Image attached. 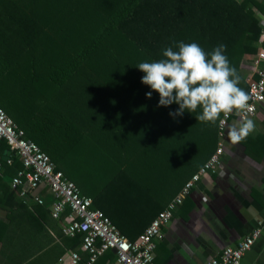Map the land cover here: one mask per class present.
Listing matches in <instances>:
<instances>
[{
	"label": "trees",
	"instance_id": "trees-1",
	"mask_svg": "<svg viewBox=\"0 0 264 264\" xmlns=\"http://www.w3.org/2000/svg\"><path fill=\"white\" fill-rule=\"evenodd\" d=\"M261 13L264 0H0V107L136 241L219 143V121H198L199 108L170 115L179 105L160 106L137 66L181 41L208 54L224 45L249 96L241 64L260 51ZM8 149L0 162L12 177L23 164L13 154L8 165ZM172 176L179 185L166 192ZM1 189L0 264H60L81 252L82 237H66L48 207Z\"/></svg>",
	"mask_w": 264,
	"mask_h": 264
},
{
	"label": "built area",
	"instance_id": "built-area-1",
	"mask_svg": "<svg viewBox=\"0 0 264 264\" xmlns=\"http://www.w3.org/2000/svg\"><path fill=\"white\" fill-rule=\"evenodd\" d=\"M260 51L253 58V72L249 83L248 109L244 117L255 120L260 107L264 104V18L261 20ZM237 117L234 113L225 120L224 127L219 125V143L216 152L208 162L186 184L182 192L161 212L136 241L128 240L113 224L105 213L94 208L91 197L82 195L79 187L69 180L34 141L26 137L23 129L0 107V151L6 143L11 151L21 160L23 168L12 177L4 173L0 162V197L1 186L8 183L12 189L20 190V197L27 205L38 204L50 209L53 219L62 223L66 237H82L81 252L73 251L67 258H61L60 264H96L109 252L115 259L111 264H154V256L159 240L164 235L174 217L178 206L184 201L190 190L203 176L215 173L224 155L227 128ZM10 159L8 165L12 164ZM1 160V159H0ZM46 192V195H43ZM2 210L0 207V216ZM261 235L255 230L236 247H226L210 264H242L245 255L251 251Z\"/></svg>",
	"mask_w": 264,
	"mask_h": 264
},
{
	"label": "crops",
	"instance_id": "crops-1",
	"mask_svg": "<svg viewBox=\"0 0 264 264\" xmlns=\"http://www.w3.org/2000/svg\"><path fill=\"white\" fill-rule=\"evenodd\" d=\"M260 16L263 20L264 14ZM241 66L251 78L252 62L244 59ZM235 121L239 119L227 128L220 166L203 176L178 206L158 242L154 264H210L223 249L238 246L257 229L261 235L242 264H264V104L254 120L255 131L234 144L228 129Z\"/></svg>",
	"mask_w": 264,
	"mask_h": 264
},
{
	"label": "clouds",
	"instance_id": "clouds-1",
	"mask_svg": "<svg viewBox=\"0 0 264 264\" xmlns=\"http://www.w3.org/2000/svg\"><path fill=\"white\" fill-rule=\"evenodd\" d=\"M178 49L167 48L163 52L166 59L158 62H141L137 67L145 73L142 83L159 93L160 106L179 105L177 112L170 113L173 116L199 108L202 114L196 117L198 121L213 125L219 121L223 128L221 117L234 113L241 119L229 127L228 137L234 144L245 140L255 131V123L244 117L249 96L238 86L240 77L223 54L225 46L208 54L197 43L181 41ZM146 96L150 99L152 92Z\"/></svg>",
	"mask_w": 264,
	"mask_h": 264
},
{
	"label": "rangeland",
	"instance_id": "rangeland-1",
	"mask_svg": "<svg viewBox=\"0 0 264 264\" xmlns=\"http://www.w3.org/2000/svg\"><path fill=\"white\" fill-rule=\"evenodd\" d=\"M241 70H242V66H241ZM242 73H243V70H242ZM197 164H189V166L187 167V169H186V171H190L192 168H194L195 166H196ZM181 170V169H180ZM185 170H184V172L183 173H185L186 172ZM175 172H178L177 170H175ZM157 173H159V171H157ZM142 175H144L143 173H141ZM149 174H151L150 172H149ZM177 176L178 175H180V172H178V174H176ZM157 176H159V175H157ZM161 175L159 176V178L161 179ZM173 177V176H172ZM148 178H149V180H150V177L148 176ZM147 180V179H146ZM162 180V179H161ZM164 181V180H163ZM179 185V183H178V180L176 181L175 179H174V177L172 178V184L170 185V186H168L167 188H166V192L167 191H169V190H173V191H175V189L177 188V186ZM165 192V193H166ZM164 197H167V194L166 195H164ZM113 261L111 260V261H109V263L108 264H111Z\"/></svg>",
	"mask_w": 264,
	"mask_h": 264
},
{
	"label": "water",
	"instance_id": "water-1",
	"mask_svg": "<svg viewBox=\"0 0 264 264\" xmlns=\"http://www.w3.org/2000/svg\"><path fill=\"white\" fill-rule=\"evenodd\" d=\"M10 156H11V151H6L5 152V155L3 156V160L4 161H8L10 159Z\"/></svg>",
	"mask_w": 264,
	"mask_h": 264
}]
</instances>
